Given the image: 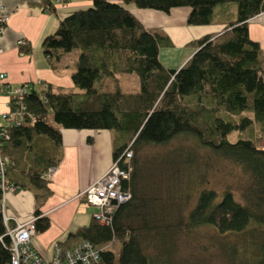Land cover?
Returning a JSON list of instances; mask_svg holds the SVG:
<instances>
[{
  "label": "trees",
  "instance_id": "obj_1",
  "mask_svg": "<svg viewBox=\"0 0 264 264\" xmlns=\"http://www.w3.org/2000/svg\"><path fill=\"white\" fill-rule=\"evenodd\" d=\"M91 1L89 7L60 18L55 31L40 42L50 67L62 55L77 51L70 73L73 87L43 82L39 91L29 84L22 99L24 119L18 124L7 121L3 124L7 137L0 136L7 181L14 191L34 195V232L49 226L40 211L50 194L43 174L61 159V129H107L112 134L113 160L119 157L121 166L131 168L123 182L131 197L117 206L108 224L92 218L57 243L70 248L89 241L99 249L98 264H169V257L157 263L139 238L151 235L158 255L166 253L167 232L160 229L159 214L141 193L138 153L146 145L166 144L189 134L198 146L237 164L248 179L240 200L230 188L220 194L201 189L184 228H214L222 239L219 249L230 264H264V149L258 146L259 128L264 125V68L260 46L248 35V19L264 11V0ZM127 4L163 12L187 6L188 25L212 23L214 8L223 4H233L236 17L220 31L194 40L191 56L170 69L158 58L160 46L169 41L148 31ZM48 7L53 10L50 3ZM23 45L19 50L28 53ZM123 73L137 75L136 92L122 90L117 75ZM109 78L115 83L111 93L103 89ZM5 87L2 83L0 91ZM9 105L14 108L12 102ZM125 150H131L128 162H122ZM229 235H236L237 241H225ZM10 244L0 209V264L8 263Z\"/></svg>",
  "mask_w": 264,
  "mask_h": 264
},
{
  "label": "crops",
  "instance_id": "obj_2",
  "mask_svg": "<svg viewBox=\"0 0 264 264\" xmlns=\"http://www.w3.org/2000/svg\"><path fill=\"white\" fill-rule=\"evenodd\" d=\"M49 3L53 6L52 11L48 9ZM91 4V0H2L0 16L8 18L0 34V72L5 74L2 83L7 87L20 84L36 87L38 82L43 81L72 88L70 73L77 55L74 51L66 53L54 67H50L40 42L45 35L55 31L60 18ZM126 8L148 31L169 41V45L160 46L158 58L164 67L170 69L179 68L191 56L195 50L194 40L220 31L226 22L236 17L233 4L215 7L213 22L205 25L186 23L190 10L187 6L172 7L168 12L138 8L133 4H127ZM248 35L260 46L264 68V11L248 19ZM19 44H24L30 51L21 52ZM117 79L120 85V74ZM114 85V80L109 78L103 89L111 93ZM7 110L8 95L5 90L0 91L2 124L7 122L4 117ZM259 129L258 146L264 149V125ZM61 135L62 156L48 179L50 194L40 206L42 214L49 219V226L31 237L32 246L44 258L50 257L55 242L64 241L68 233L91 222L94 208L85 201L82 191L113 161L112 134L109 130L62 128ZM87 137L91 138V142L87 141ZM34 209L32 192L18 189L5 193L4 214L10 226L16 221L25 222L33 218Z\"/></svg>",
  "mask_w": 264,
  "mask_h": 264
},
{
  "label": "rangeland",
  "instance_id": "obj_3",
  "mask_svg": "<svg viewBox=\"0 0 264 264\" xmlns=\"http://www.w3.org/2000/svg\"><path fill=\"white\" fill-rule=\"evenodd\" d=\"M73 53L77 55V51ZM120 85L125 92H136L137 75L120 74ZM235 135L232 132L230 140L233 141ZM138 156L140 191L147 197L150 207L154 206L151 209L159 214L163 223L160 229L168 236V247L162 255H158L157 242H152L151 235H143L142 240L140 236L145 251L156 258L157 263L169 257L172 260L169 264H230L219 249L222 239L214 228L200 226L187 231L184 222L201 189H214L220 194L225 188H230L235 198L240 200L247 175L234 162L198 146L189 134H182L166 144L146 145ZM237 238L236 235H229L225 241H237Z\"/></svg>",
  "mask_w": 264,
  "mask_h": 264
},
{
  "label": "built area",
  "instance_id": "obj_4",
  "mask_svg": "<svg viewBox=\"0 0 264 264\" xmlns=\"http://www.w3.org/2000/svg\"><path fill=\"white\" fill-rule=\"evenodd\" d=\"M7 19V16H0V34ZM4 78L5 74L0 72V87ZM44 86L43 81H40L35 88L41 91ZM29 90V84L5 87L8 95V110L4 117L7 121L15 124L22 122L25 114L22 99ZM9 102L13 103V109H10ZM31 119L35 120V117L31 116ZM0 136L7 137L6 127L2 123H0ZM123 155L122 162H128L131 150H125ZM119 159V157L114 159L105 172L82 191L85 201L94 208L91 214L92 218L100 224L111 222L117 206L131 197L129 189L123 186V182L129 178L131 168L129 165H127V168L121 166ZM5 162H7V158L0 156V209L3 213L6 233L9 235L11 242L9 248L10 259L7 264H98L99 249L95 248L89 241H82L70 248H64L55 242L52 245L50 257L44 258L31 244V237L35 233L34 218L25 222L16 221L13 226L8 224V217L4 214V196L6 192L14 191L15 187L9 184L5 177ZM53 168L49 167L43 174L46 179L50 178Z\"/></svg>",
  "mask_w": 264,
  "mask_h": 264
}]
</instances>
